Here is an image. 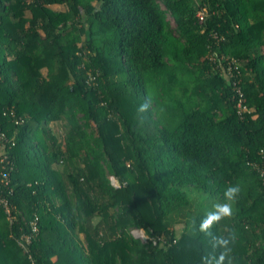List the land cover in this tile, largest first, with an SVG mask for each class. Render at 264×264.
Returning a JSON list of instances; mask_svg holds the SVG:
<instances>
[{
	"label": "trees",
	"instance_id": "obj_1",
	"mask_svg": "<svg viewBox=\"0 0 264 264\" xmlns=\"http://www.w3.org/2000/svg\"><path fill=\"white\" fill-rule=\"evenodd\" d=\"M0 123V264H30L35 215L36 264H264V0H0ZM237 184L214 248L188 188L224 203Z\"/></svg>",
	"mask_w": 264,
	"mask_h": 264
},
{
	"label": "built area",
	"instance_id": "obj_2",
	"mask_svg": "<svg viewBox=\"0 0 264 264\" xmlns=\"http://www.w3.org/2000/svg\"><path fill=\"white\" fill-rule=\"evenodd\" d=\"M202 14V11L197 12L200 20L203 18ZM227 63H237V61L235 59H231L228 60ZM236 83L237 81H235L233 84L236 85ZM235 90L238 95L236 100V111L240 116H242L246 111H249V108L243 102V93L240 88L235 86ZM6 113L7 110L3 111V115H6ZM9 113L13 117L14 124L18 125L23 122V118L15 117L12 110H10ZM16 138L17 129H13L10 133H8L4 127L0 126V206L4 209L6 217L10 223H14L15 221V214L12 212L8 194H10L12 191L10 182L12 173L15 170V165L13 155L11 154V149L16 144ZM259 154L264 157V148L259 150ZM248 165L252 168H255L259 172L264 183V160L261 163L248 162ZM109 180L113 186H120L119 182L114 176L110 175ZM28 225L30 232L20 233L18 237H15V241L21 248L22 252L27 255L28 259H30V264H36L30 253V244L38 232V216L35 215L33 219L29 221ZM130 232L135 238H139L142 241H145L148 238L146 233L141 228H133Z\"/></svg>",
	"mask_w": 264,
	"mask_h": 264
},
{
	"label": "clouds",
	"instance_id": "obj_3",
	"mask_svg": "<svg viewBox=\"0 0 264 264\" xmlns=\"http://www.w3.org/2000/svg\"><path fill=\"white\" fill-rule=\"evenodd\" d=\"M147 107L148 104L145 103L144 105L141 106L140 110L145 111ZM240 192H241V188L238 184L229 186L224 193L226 202L217 203L213 205L214 210L209 211L205 216V218L200 223L199 226L200 231L203 232L206 236L211 238V242L214 248L220 247L227 250L229 239L215 236L212 233L211 229L215 224L219 223V221H221L222 219L229 218L233 215L232 203H229L227 201L235 202ZM225 260H226V251L222 252L219 255V257H215V256L205 257L203 264H225Z\"/></svg>",
	"mask_w": 264,
	"mask_h": 264
},
{
	"label": "rangeland",
	"instance_id": "obj_4",
	"mask_svg": "<svg viewBox=\"0 0 264 264\" xmlns=\"http://www.w3.org/2000/svg\"><path fill=\"white\" fill-rule=\"evenodd\" d=\"M54 8L65 9V6L64 5L54 6ZM170 22L173 24L171 18H170ZM43 72H45V70H43ZM188 196L190 199V206L193 210L197 209L202 211H212L214 210L213 205L217 203H222L218 199L208 198L206 194L194 188H188ZM228 202L232 203V207H233V202L232 201H228ZM177 227H180V225H177Z\"/></svg>",
	"mask_w": 264,
	"mask_h": 264
}]
</instances>
